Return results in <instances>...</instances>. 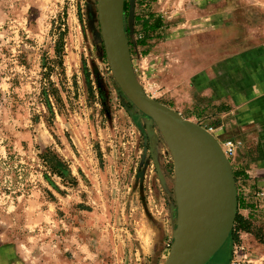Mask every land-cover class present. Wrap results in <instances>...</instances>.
<instances>
[{
    "label": "rangeland",
    "instance_id": "1",
    "mask_svg": "<svg viewBox=\"0 0 264 264\" xmlns=\"http://www.w3.org/2000/svg\"><path fill=\"white\" fill-rule=\"evenodd\" d=\"M124 23L145 92L239 172L244 222L206 264H264V0H125ZM104 53L98 0H0V264L169 260L176 159Z\"/></svg>",
    "mask_w": 264,
    "mask_h": 264
},
{
    "label": "water",
    "instance_id": "2",
    "mask_svg": "<svg viewBox=\"0 0 264 264\" xmlns=\"http://www.w3.org/2000/svg\"><path fill=\"white\" fill-rule=\"evenodd\" d=\"M125 0H98V20L105 54L119 86L131 102L153 118L163 130L176 161L179 143L192 138L212 153L218 167L217 197L213 215L202 222L184 220L179 206L176 241L167 264H206L225 244L237 214V188L229 158L216 137L200 124L151 98L134 72L124 23Z\"/></svg>",
    "mask_w": 264,
    "mask_h": 264
},
{
    "label": "bare ground",
    "instance_id": "3",
    "mask_svg": "<svg viewBox=\"0 0 264 264\" xmlns=\"http://www.w3.org/2000/svg\"><path fill=\"white\" fill-rule=\"evenodd\" d=\"M181 161H176L175 195L189 222L208 220L217 197L218 167L212 153L192 138L179 143Z\"/></svg>",
    "mask_w": 264,
    "mask_h": 264
},
{
    "label": "trees",
    "instance_id": "4",
    "mask_svg": "<svg viewBox=\"0 0 264 264\" xmlns=\"http://www.w3.org/2000/svg\"><path fill=\"white\" fill-rule=\"evenodd\" d=\"M127 8V4L125 3V9ZM137 22L141 23L142 28L145 32L146 39H150L152 37H160L163 29V19L160 15L155 14L154 12L150 11L148 14H145L142 17H137ZM104 56L106 54L104 53ZM50 160L56 161L58 164L61 162L57 160L55 157H50ZM52 171H56L58 174H61L60 169L56 166L55 163L50 165ZM235 178L238 177L239 172L234 171ZM235 222H244L242 216L237 214Z\"/></svg>",
    "mask_w": 264,
    "mask_h": 264
},
{
    "label": "built area",
    "instance_id": "5",
    "mask_svg": "<svg viewBox=\"0 0 264 264\" xmlns=\"http://www.w3.org/2000/svg\"><path fill=\"white\" fill-rule=\"evenodd\" d=\"M246 262H247L246 259L241 258V259H235V260L232 262V264H244V263H246Z\"/></svg>",
    "mask_w": 264,
    "mask_h": 264
},
{
    "label": "crops",
    "instance_id": "6",
    "mask_svg": "<svg viewBox=\"0 0 264 264\" xmlns=\"http://www.w3.org/2000/svg\"><path fill=\"white\" fill-rule=\"evenodd\" d=\"M159 9V8H158ZM152 12H154L155 14H157V15H161V14H159V13H161L160 11H158V10H152Z\"/></svg>",
    "mask_w": 264,
    "mask_h": 264
}]
</instances>
